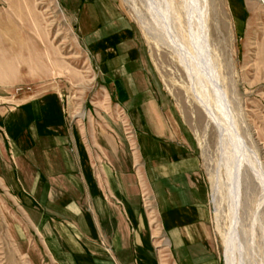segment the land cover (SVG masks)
I'll use <instances>...</instances> for the list:
<instances>
[{
  "label": "rangeland",
  "instance_id": "1",
  "mask_svg": "<svg viewBox=\"0 0 264 264\" xmlns=\"http://www.w3.org/2000/svg\"><path fill=\"white\" fill-rule=\"evenodd\" d=\"M114 1L119 23L89 38L61 0H0V264H50L10 179L29 162L10 139L29 149L35 133L81 127L90 142L111 138L134 174L149 99L194 145L216 260L264 264V0ZM126 186L144 199L136 177ZM163 238L156 264H187Z\"/></svg>",
  "mask_w": 264,
  "mask_h": 264
},
{
  "label": "crops",
  "instance_id": "2",
  "mask_svg": "<svg viewBox=\"0 0 264 264\" xmlns=\"http://www.w3.org/2000/svg\"><path fill=\"white\" fill-rule=\"evenodd\" d=\"M61 2L77 12L89 38L120 21L114 0ZM114 72L118 76L119 70ZM114 86L120 87L118 82ZM146 104L148 113L142 119L147 130L139 134L147 141L137 144L146 160L143 169L133 161L134 174L120 166L111 138L103 136L102 143L94 136L90 142L81 127L76 136L61 126L48 129L50 133L44 130V140L35 133L38 143L29 149L10 139L13 157L20 158L24 151L29 160L16 162L10 179L27 206V229L50 264H156L154 238L161 231L163 247L179 253L187 264H219L207 242L210 194L196 176L194 145L161 114L157 100ZM135 177L145 187L144 199L137 189H127Z\"/></svg>",
  "mask_w": 264,
  "mask_h": 264
},
{
  "label": "bare ground",
  "instance_id": "3",
  "mask_svg": "<svg viewBox=\"0 0 264 264\" xmlns=\"http://www.w3.org/2000/svg\"><path fill=\"white\" fill-rule=\"evenodd\" d=\"M257 8V7H256ZM259 8V7H258ZM260 9V8H259ZM5 76V75H4ZM215 94V93H214ZM239 140V139H238ZM242 143V142H241ZM241 145V144H240ZM252 160V159H251ZM247 162H249V160L247 161ZM252 164H253V162H251ZM248 164V163H247ZM232 166V165H231ZM256 172H257V174H259V172L256 170V168L254 169ZM234 171H235V169H234ZM252 171V170H251ZM255 174V173H254ZM264 176V175H263ZM258 178V177H257ZM259 178H260V182H261V184L263 185V183H264V179H263V177H262V174L259 176ZM259 178H258V180H259ZM236 186V185H235ZM251 193H253V192H251ZM264 198V197H263Z\"/></svg>",
  "mask_w": 264,
  "mask_h": 264
}]
</instances>
